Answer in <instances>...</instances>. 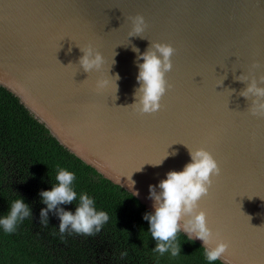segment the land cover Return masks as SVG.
<instances>
[{
  "label": "water",
  "instance_id": "water-1",
  "mask_svg": "<svg viewBox=\"0 0 264 264\" xmlns=\"http://www.w3.org/2000/svg\"><path fill=\"white\" fill-rule=\"evenodd\" d=\"M137 14L146 28L129 37ZM151 42L175 49L172 87L159 111L140 115L130 105L143 61L132 48ZM89 45L104 64L87 73L79 58ZM240 75L264 76V0H0V85L152 213L149 186L159 193L169 171L183 170L188 148L208 150L221 174L199 204L229 245L219 260L264 264V117L250 115L255 97L239 95ZM167 152L176 155L152 165Z\"/></svg>",
  "mask_w": 264,
  "mask_h": 264
},
{
  "label": "trees",
  "instance_id": "trees-1",
  "mask_svg": "<svg viewBox=\"0 0 264 264\" xmlns=\"http://www.w3.org/2000/svg\"><path fill=\"white\" fill-rule=\"evenodd\" d=\"M57 165L75 174L77 200L59 205L75 212L81 194L94 200L97 211L109 220L93 235L59 232V217L48 214L47 226L40 223L46 208L39 193L57 183ZM23 198L32 216L21 221L13 233L0 227V264H224L209 262L203 246L178 233L180 254L155 253L141 200L113 182L65 147L8 88L0 85V217L10 203Z\"/></svg>",
  "mask_w": 264,
  "mask_h": 264
},
{
  "label": "clouds",
  "instance_id": "clouds-1",
  "mask_svg": "<svg viewBox=\"0 0 264 264\" xmlns=\"http://www.w3.org/2000/svg\"><path fill=\"white\" fill-rule=\"evenodd\" d=\"M131 22L129 37L142 36L146 28V22L142 15L128 17ZM83 55L79 58V66L87 73L99 71L104 64L103 55L95 50L91 45L80 48ZM132 51L137 53L139 69L136 77L139 87L135 90V102L130 105L140 115L153 114L162 107L161 100L166 92L172 87L166 74L172 70V56L175 49L168 43L151 42L143 53L139 48L133 46ZM114 63V61H113ZM254 64L253 67H257ZM119 76L113 78L114 82ZM240 82L247 83V87L239 92V95L252 99L248 111L252 116L264 117V76L258 80L253 77L249 80L246 75L236 77ZM107 81H97V87L103 88ZM234 91V90H233ZM191 161L187 163L181 171H169L166 178L162 179L157 186H149V198L153 200L152 207L154 213H146L144 219L149 222V233L156 241L153 248L155 253L163 256L170 253L172 257L180 254V245L177 243L178 233L183 231L194 240L203 241L204 256L207 261L213 262L221 259L228 250V243L219 239V233H213L208 226L207 214L200 209L199 202L208 196L213 185V177L221 174V169L213 155L205 148L195 150L188 148ZM169 155L175 156L172 152L153 166H159ZM142 168V167H141ZM138 169L137 171L141 170ZM128 178L129 188L134 187L135 182ZM75 174L57 165V181L51 190L39 193L41 202L46 205L40 211V223L47 226L48 214L55 211L59 217V232L65 233L67 230L76 234L91 236L94 231L99 232L101 227L109 220V215L105 211H97L94 207V200L84 193L79 196L75 212L65 211L59 205L72 204L77 200V193L73 190ZM134 196L138 192H133ZM32 216L31 208L23 198L19 197L10 203L9 211L0 217V227L5 233H13L17 225L25 218ZM251 219V217H249ZM226 260V264L230 261Z\"/></svg>",
  "mask_w": 264,
  "mask_h": 264
}]
</instances>
